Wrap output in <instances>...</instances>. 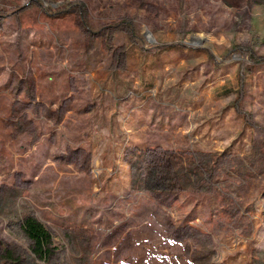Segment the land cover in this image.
<instances>
[{
  "label": "rangeland",
  "instance_id": "1",
  "mask_svg": "<svg viewBox=\"0 0 264 264\" xmlns=\"http://www.w3.org/2000/svg\"><path fill=\"white\" fill-rule=\"evenodd\" d=\"M0 264H264V0H0Z\"/></svg>",
  "mask_w": 264,
  "mask_h": 264
},
{
  "label": "trees",
  "instance_id": "2",
  "mask_svg": "<svg viewBox=\"0 0 264 264\" xmlns=\"http://www.w3.org/2000/svg\"><path fill=\"white\" fill-rule=\"evenodd\" d=\"M19 228L29 241V249L34 258L46 261L51 257L54 252L52 236L44 224L32 216H26Z\"/></svg>",
  "mask_w": 264,
  "mask_h": 264
}]
</instances>
